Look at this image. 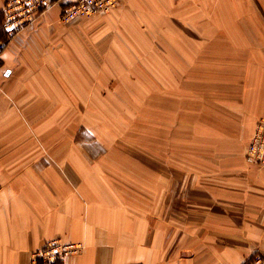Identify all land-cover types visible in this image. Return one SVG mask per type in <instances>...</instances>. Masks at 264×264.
<instances>
[{
  "label": "crops",
  "instance_id": "0c3cea01",
  "mask_svg": "<svg viewBox=\"0 0 264 264\" xmlns=\"http://www.w3.org/2000/svg\"><path fill=\"white\" fill-rule=\"evenodd\" d=\"M76 1L59 0L0 55V264H33L51 240L81 246L57 264L264 257V166L245 157L264 116V0H118L63 23ZM118 78L136 81L140 104L167 92L171 140L204 146L184 159L171 149L169 165L145 139L114 149L82 108L97 113L114 92L131 101Z\"/></svg>",
  "mask_w": 264,
  "mask_h": 264
},
{
  "label": "rangeland",
  "instance_id": "374dc122",
  "mask_svg": "<svg viewBox=\"0 0 264 264\" xmlns=\"http://www.w3.org/2000/svg\"><path fill=\"white\" fill-rule=\"evenodd\" d=\"M117 4H118V0L116 5ZM116 5L112 9H114ZM108 12L96 13L93 14L92 16L105 15ZM68 22H63V23H68ZM149 78L152 80L153 77L145 78V81H147ZM130 79L131 78H127V79L118 78L120 82H123L124 84H127L130 87L131 89L130 99L133 103L130 100H128L126 97L128 95V92H126L127 93L125 94L126 96H122V97H121L122 92H114L115 100L118 99L115 102V104H97L98 105L97 113H95L93 109L91 110L90 108H85V107L82 108L83 115H88L92 117L91 120L98 119V123L89 122L90 125L88 126H91L93 128V131H97L99 134L102 133L105 136L108 135L110 136V138H113L114 140L112 141V143L114 149H118V147L121 148L120 142H117V140L121 136L127 138L128 141H126V145L137 146V147L139 140L145 139V148L147 149L146 150L147 154H149L150 156L159 155L161 157V164H166V165L170 164L169 153L171 149L172 150L177 149L178 157H181L180 151L182 149H185L187 147L200 149L202 147L203 144L201 140L200 142L198 141L190 142L188 144L189 146H184V143L179 139L178 140L175 139L173 142L171 140L172 138L170 135V124H169L171 111L169 104L164 103L166 98L168 97V93L162 91V104H154V100L155 98L157 99V96H159V94L157 93L154 94L153 92H146L144 94V98L145 101H147V103L144 102L143 104H140L138 102V96L140 95L138 93V89H140V87L138 86L136 81L133 80L131 81ZM147 83L149 84L148 81ZM165 88L166 87H163V90ZM178 137H180V130L178 133ZM153 159H155V157ZM181 159L184 158L181 157ZM181 161L182 160L177 159V163L180 164ZM146 163L148 166H151L153 164V162L151 161L149 163L148 162ZM149 169L151 168L146 166V171H149ZM141 172L142 169L137 165V162L131 161L129 167L130 179L136 180L137 176ZM149 174L152 176L153 173H149ZM165 181L167 182L168 178L162 179V184L164 185L163 194L165 196H169L170 190H168V188L164 184ZM51 241L64 245V243H62L60 240H51ZM80 250L81 248L79 249V251ZM79 251L77 253H79ZM71 255L73 254L67 253L66 257H69Z\"/></svg>",
  "mask_w": 264,
  "mask_h": 264
},
{
  "label": "built area",
  "instance_id": "2783aa9c",
  "mask_svg": "<svg viewBox=\"0 0 264 264\" xmlns=\"http://www.w3.org/2000/svg\"><path fill=\"white\" fill-rule=\"evenodd\" d=\"M59 0H7L1 11V26L3 37H0V55L7 44L17 34L36 25L45 12ZM117 0H77L66 4L60 14L63 22L74 18L90 17L96 13L108 12ZM249 163L264 166V116L261 117L255 131L247 145L245 154ZM79 244H58L50 241L40 252L33 254V264H56L63 261L67 253L75 254L79 251ZM78 250V251H77ZM74 252V253H73ZM245 264H264V257L260 254L250 257Z\"/></svg>",
  "mask_w": 264,
  "mask_h": 264
},
{
  "label": "bare ground",
  "instance_id": "6f19581e",
  "mask_svg": "<svg viewBox=\"0 0 264 264\" xmlns=\"http://www.w3.org/2000/svg\"><path fill=\"white\" fill-rule=\"evenodd\" d=\"M120 125H122V124H120ZM124 125V124H123ZM125 126V125H124Z\"/></svg>",
  "mask_w": 264,
  "mask_h": 264
},
{
  "label": "trees",
  "instance_id": "16d2710c",
  "mask_svg": "<svg viewBox=\"0 0 264 264\" xmlns=\"http://www.w3.org/2000/svg\"><path fill=\"white\" fill-rule=\"evenodd\" d=\"M57 264V263H56Z\"/></svg>",
  "mask_w": 264,
  "mask_h": 264
}]
</instances>
